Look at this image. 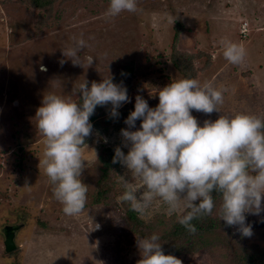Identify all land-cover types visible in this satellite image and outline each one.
Returning a JSON list of instances; mask_svg holds the SVG:
<instances>
[{
	"label": "rangeland",
	"instance_id": "1",
	"mask_svg": "<svg viewBox=\"0 0 264 264\" xmlns=\"http://www.w3.org/2000/svg\"><path fill=\"white\" fill-rule=\"evenodd\" d=\"M108 6L109 0H58L45 13L23 0H0V264H137L141 258L137 236L121 217L130 210L118 199L124 191L119 175L131 181L126 168L118 163L114 180L119 191L114 203L93 204L104 168L101 151L122 147L120 133L127 127V117L120 122L106 120L111 105L95 110L98 119L92 122L93 133L84 146L88 168L81 177L89 189L87 204L80 215L67 216L43 166L39 168L44 138L36 128L35 115L43 95L55 93L79 101V93L73 90L78 91L81 83L87 80L90 87L92 81L112 75L129 85L131 103L119 110L127 106L129 113L133 111L137 94L156 107L158 90L173 79H182L171 61L176 28L181 25L184 32L178 48L211 57L210 65L196 79L227 88L222 113L192 111L201 126L204 120H216L222 114L264 116V0H138L137 12H123L111 20L104 16ZM42 16L47 20L41 24ZM170 17L176 18L174 23ZM243 24L245 34L241 33ZM74 37L86 41L79 55L82 60L92 56V66H73L63 57L62 49L71 47ZM222 40L243 45L242 63L224 58ZM61 59H66L63 66ZM206 60L197 65L204 68ZM41 64L46 72L40 71ZM128 68L132 74L122 79V71ZM140 124L138 120L137 129ZM26 181L30 188L25 187ZM218 208L219 203L213 217L219 220ZM148 212L144 218L136 213L141 221L156 227L153 233L167 238L161 242L165 254L175 255L182 264H231L234 246H264L259 238L264 233V223L259 222L264 213L247 215L253 225L251 239L242 238L235 228H225L220 220L219 228L207 236L174 238L170 220L176 215L168 216L164 206L156 205ZM8 227L17 229V247L9 253L4 246Z\"/></svg>",
	"mask_w": 264,
	"mask_h": 264
},
{
	"label": "clouds",
	"instance_id": "2",
	"mask_svg": "<svg viewBox=\"0 0 264 264\" xmlns=\"http://www.w3.org/2000/svg\"><path fill=\"white\" fill-rule=\"evenodd\" d=\"M137 11L138 0H109L104 16L111 20L123 12ZM175 19L169 18L172 23ZM73 40L71 47L62 49L63 57L70 59L73 66H92V56L82 60L79 55L87 47L86 41L82 37ZM221 44L226 60L232 64L243 62V45L226 40ZM59 63L63 66L66 59ZM40 71L46 72V66L41 64ZM113 81L110 75L101 82L92 81L89 87L85 80L78 91L73 90L79 93V101L55 93L43 95L36 111V128L44 138V158H39V168L43 166L53 185V195L67 216L80 215L87 204L89 189L81 177L88 168L84 146L85 139L93 133L90 117L98 106L111 105L109 117L119 118V109L131 103L123 81ZM226 91L223 85L217 88L195 78H184L173 79L158 90L156 107L136 95L134 110L124 121L127 127L121 129L122 147L115 148L112 160L131 176L129 181L119 175L124 188L120 202L141 218L154 205L164 206L168 216L176 215L186 231L194 235L197 228L192 221L211 216L217 209L218 196L220 221L235 228L242 238L253 236L247 215L260 217L264 213V116L222 114L216 120H204L201 126L192 115L193 110L222 113ZM138 120L141 124L137 129ZM123 148L128 149L127 153ZM25 187H31L27 181ZM259 222L264 223V218ZM160 241L157 233L137 237L141 257L137 264H182L175 255L165 254Z\"/></svg>",
	"mask_w": 264,
	"mask_h": 264
},
{
	"label": "trees",
	"instance_id": "3",
	"mask_svg": "<svg viewBox=\"0 0 264 264\" xmlns=\"http://www.w3.org/2000/svg\"><path fill=\"white\" fill-rule=\"evenodd\" d=\"M58 0H23V3H26L27 5H30L34 7L37 10L44 11L45 13H49L52 10V7L55 5V3ZM68 0H59V3L65 2ZM47 16H42V22H45V19ZM60 14V18H61ZM184 32L183 26L179 25L176 28V37L173 43V52L171 54V61L177 69L180 74L182 75V79L184 78H197L200 73L205 71L207 67L211 63V57L201 51L198 50L197 53L190 54L186 51H182L178 48L179 44V39L180 35ZM207 59L206 63L204 65V68H201L197 65L198 62H201L202 59ZM132 70L128 68L125 71H122L125 75H121L122 79L127 75V74H132ZM114 83H120L117 78L114 79ZM124 85L128 87L129 85L123 81ZM109 108V107H108ZM110 109L107 111L109 112ZM120 116L119 118H110L109 113L107 116L106 120H113L116 122H120L121 120L125 119L128 117L129 110L128 107L125 106L122 110H119ZM101 112L99 111L98 114ZM102 114V113H101ZM98 118L96 115L91 116L90 121H96ZM115 154V151L112 149H103L101 151L99 160L103 164V170L101 177L99 181L97 182V191L93 197V204L97 205L100 203L103 204H113L114 203V196L117 194L119 191L116 186H115V180L114 178L116 177V173L118 171V163L113 164V156ZM216 202L220 203V198L217 196L216 197ZM198 203V202H197ZM214 213V212H213ZM138 214L134 212L133 210H128L127 212H124L122 214V218L128 228L130 229L131 233L134 234L137 237H146L150 236L153 232L154 229L156 228L153 225H147L145 222L141 221V219L137 216ZM220 220V219H219ZM219 220L217 218L213 217V214L211 216H206V217H201L198 219H195L192 221V223L196 226L197 232L192 235L189 234L186 229L178 222L177 217L174 216L170 220V225L172 226V232L170 235H172L174 238H181L182 236H190V237H196V236H204L208 235L209 231L215 230V228L218 227V222ZM225 228H228L226 225H224ZM259 237L260 239L264 240V233H260ZM254 237V235L252 236ZM251 237V239H252ZM164 239V238H162ZM162 239L160 242H162ZM164 240H167L164 239ZM177 252H181L180 250H177ZM176 252V253H177ZM231 264H264V246L261 247L260 245L257 244H250L249 247L247 248H239V247H233L231 250Z\"/></svg>",
	"mask_w": 264,
	"mask_h": 264
},
{
	"label": "water",
	"instance_id": "4",
	"mask_svg": "<svg viewBox=\"0 0 264 264\" xmlns=\"http://www.w3.org/2000/svg\"><path fill=\"white\" fill-rule=\"evenodd\" d=\"M23 110H24V107H23ZM16 230H17L16 228L8 227L4 231V246L8 253L15 250V248L17 247L15 244V238L17 235Z\"/></svg>",
	"mask_w": 264,
	"mask_h": 264
},
{
	"label": "built area",
	"instance_id": "5",
	"mask_svg": "<svg viewBox=\"0 0 264 264\" xmlns=\"http://www.w3.org/2000/svg\"><path fill=\"white\" fill-rule=\"evenodd\" d=\"M241 33H242V34L247 33V28H246L245 24H243V27H242V29H241Z\"/></svg>",
	"mask_w": 264,
	"mask_h": 264
}]
</instances>
